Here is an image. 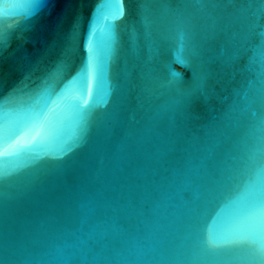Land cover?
I'll list each match as a JSON object with an SVG mask.
<instances>
[{
	"label": "snow or ice",
	"instance_id": "snow-or-ice-1",
	"mask_svg": "<svg viewBox=\"0 0 264 264\" xmlns=\"http://www.w3.org/2000/svg\"><path fill=\"white\" fill-rule=\"evenodd\" d=\"M58 2L29 0L26 17L0 23V52L15 27H32ZM123 4L95 3L86 60L83 17L57 18L42 56L47 65L38 61L0 95V264H264V159L255 154L264 148L242 164L235 155L245 129L264 131V0H136L152 50H159L154 26L162 39L174 35L190 80L184 84L177 79L183 73L169 68V78L151 86L149 57L137 94L143 113L128 125L115 111L94 114L91 104L105 71L93 35L103 21L124 15ZM109 52L118 55L117 34ZM38 70L44 87L29 89ZM249 76L257 86L245 103L233 88L237 98L226 104L229 86ZM52 80L62 81L55 94ZM157 89L168 96L153 105ZM26 94L35 102L13 112L10 105ZM68 120L73 131L64 138ZM93 132L85 157H69ZM25 155L27 171L10 166ZM242 170L256 179L241 185ZM68 201L86 211L70 217ZM42 218L51 223L30 226ZM171 231L186 242L174 243Z\"/></svg>",
	"mask_w": 264,
	"mask_h": 264
},
{
	"label": "water",
	"instance_id": "water-1",
	"mask_svg": "<svg viewBox=\"0 0 264 264\" xmlns=\"http://www.w3.org/2000/svg\"><path fill=\"white\" fill-rule=\"evenodd\" d=\"M97 0H87L81 4L79 0L74 3H65L64 0L56 3L51 9L43 12L35 19L32 27L25 29L23 25L13 29L8 46L0 52V68L3 70L4 88L0 95L7 93L8 89L22 79L27 72L37 62H41V67L47 65L48 61L42 59L43 52L50 37L53 23L57 18L68 17L71 13H79L84 20L82 26V57L87 58L86 45L89 32L90 14L94 15V5ZM124 15L111 17L107 21H103L93 35L94 47L98 52L101 66L105 68L92 97V111L94 114L115 111L118 121L125 125L131 124L134 120L140 118L143 109L138 107L137 94L140 87L144 83L142 76V68L145 61H149L152 68V75L155 80L151 82V86L156 85L168 77L169 68L175 69L177 72L183 73L181 80L184 84L190 80V70L185 68L176 57L187 58L186 52H179L178 39L169 34L168 38L162 39L158 30L159 26L153 27L152 39L159 45L158 52H154L153 46L150 45L149 39L145 36L144 24L137 13L136 0H124ZM30 11L29 0H0V23L5 25L20 21ZM155 12L150 11L148 19L151 21ZM113 34L118 35L119 52L113 56L109 52V45L112 43ZM80 61H78V64ZM43 74L38 70L32 74L29 89L43 88L41 84ZM62 81H49V91L55 94L61 86ZM257 86L254 77L249 76L248 80L237 77L233 85L229 86L224 95L228 97L225 102L230 103L237 97L233 95L232 89L235 88L238 93V102L243 105L244 97L250 94ZM161 95L153 98L151 103L157 105L167 99L168 93L163 89H157ZM43 101V97H41ZM35 102V97L29 95L22 96L18 102H14L10 107L15 112L17 104L29 105ZM73 124L68 120L64 129V138L72 134ZM241 136L243 142L236 151L235 155L239 163L247 160L250 153L257 148H264V131L256 129H245ZM95 141L94 132L90 136L89 144L83 145L75 149L69 157L73 159H83L87 154L89 147ZM257 159H264V151L256 152ZM28 164L27 156H21L17 160L10 161V166L19 167L21 172L27 171L23 165ZM2 166V165H0ZM243 172V170H242ZM256 177L248 172H243L240 177V184L243 185L245 180H255ZM65 212L71 217L77 210L84 212L85 209L80 208L75 201H68L65 205ZM51 221L42 218L33 222L30 226L33 229L46 227ZM171 238L177 245L184 244L186 238L179 231H171ZM56 244H62V240H57ZM242 256L243 251L234 253ZM231 264H245L243 260H234Z\"/></svg>",
	"mask_w": 264,
	"mask_h": 264
}]
</instances>
